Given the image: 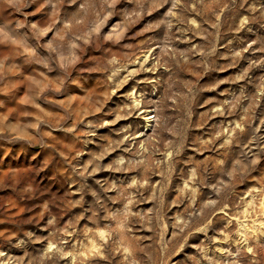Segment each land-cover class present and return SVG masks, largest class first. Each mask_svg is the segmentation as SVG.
Masks as SVG:
<instances>
[{
  "label": "clouds",
  "instance_id": "9594fccd",
  "mask_svg": "<svg viewBox=\"0 0 264 264\" xmlns=\"http://www.w3.org/2000/svg\"><path fill=\"white\" fill-rule=\"evenodd\" d=\"M0 264H264V0H0Z\"/></svg>",
  "mask_w": 264,
  "mask_h": 264
}]
</instances>
